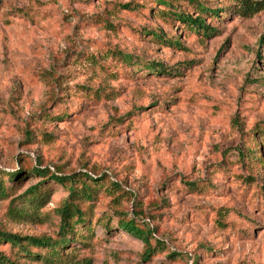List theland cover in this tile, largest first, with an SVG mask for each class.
<instances>
[{"label":"rangeland","instance_id":"rangeland-1","mask_svg":"<svg viewBox=\"0 0 264 264\" xmlns=\"http://www.w3.org/2000/svg\"><path fill=\"white\" fill-rule=\"evenodd\" d=\"M196 1L219 8L204 16L205 35L156 0H0V178L10 190L1 231L56 237L61 185H39L47 195L32 218L7 206L44 178L28 168L57 166L103 178L79 201L88 227L60 249L62 264H264V0L249 17L235 0ZM151 61L163 72L147 71ZM110 181L120 189L104 190ZM119 213L153 229L149 242L162 248L141 259ZM0 252L44 264L3 241Z\"/></svg>","mask_w":264,"mask_h":264},{"label":"trees","instance_id":"trees-1","mask_svg":"<svg viewBox=\"0 0 264 264\" xmlns=\"http://www.w3.org/2000/svg\"><path fill=\"white\" fill-rule=\"evenodd\" d=\"M162 5H167L169 12L174 18L177 19L184 27L188 30L194 31L195 33H202L205 35L206 32H211L210 28L204 23L203 18L205 15L209 17H215L219 8H207L203 3L196 0H188L189 3H193V8L196 10V14L192 16L188 11L184 12L177 8L176 4H172V0H156ZM124 9H134L136 4L130 2L119 4ZM234 11L241 17H249L254 13L262 9L263 4L261 0H235L233 3ZM164 11V10H163ZM154 38L158 39V34L151 32ZM258 41L261 43L262 39ZM170 45L179 47L178 40L168 41ZM121 59L130 61V55L121 53L115 50ZM144 68L150 72H163L162 63L158 61H151L147 64H143ZM65 115V111L60 113L62 117ZM50 136V134H43ZM28 136V135H27ZM256 149L255 147L253 150ZM55 172H49L44 166H33L26 170L27 173H31L35 176L44 177L40 182L27 186L23 192H21L16 198H10L7 212L15 213L22 216L32 218L36 215L40 203L44 200L47 195L46 189L39 186L46 180L53 183L59 184L64 187L68 195L61 202V204L53 209L58 216L57 232L56 237L52 238L49 236H20L15 233L5 232L0 230V242L8 243L10 247L15 248L16 253L23 254L27 257L33 258V260H39L44 264H62L63 261L60 257V249L67 243L76 241L78 230H84L88 227V221L85 215V211L80 206L79 201H92L96 195L97 190L103 186L102 176L88 175L85 172H70L62 173V170L57 166H54ZM20 170L12 172H2L6 175V179L11 183L18 179L16 176ZM0 178V198H5L9 195V188L2 184ZM183 186L190 190H201L204 187L202 184H197L195 181H184ZM12 187V185H11ZM109 188L113 190L120 189L119 185L115 182L110 181L109 184L104 187V190ZM260 192L262 195V201L264 203V184L260 186ZM17 204H16V203ZM15 203V205H14ZM19 205V206H18ZM221 208L216 212L215 222L223 224L222 218L224 213L220 211ZM116 226L122 231L136 237L143 245L141 252V259L146 260L154 253L157 248L158 251L162 248L163 243L155 240L154 244L151 245L149 239L151 238V232L153 229L149 228L146 224L139 225L134 217H128L127 213H119L116 220ZM80 227V228H79ZM24 240V241H22ZM28 247L39 248L38 251L31 252ZM172 254V253H171ZM0 264H17L14 259L6 257L0 252ZM80 264H88L83 262Z\"/></svg>","mask_w":264,"mask_h":264}]
</instances>
